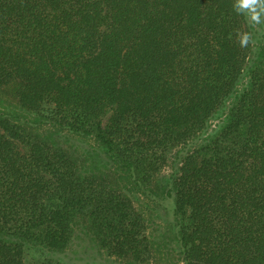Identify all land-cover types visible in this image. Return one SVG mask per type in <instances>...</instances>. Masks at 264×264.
I'll return each mask as SVG.
<instances>
[{
	"label": "trees",
	"instance_id": "1",
	"mask_svg": "<svg viewBox=\"0 0 264 264\" xmlns=\"http://www.w3.org/2000/svg\"><path fill=\"white\" fill-rule=\"evenodd\" d=\"M232 3L0 0V96L95 138L136 186L194 142L248 74L226 124L173 176L182 264H264V32L241 48ZM79 219L108 256L152 257L122 187L0 116V264H33L26 246L65 251Z\"/></svg>",
	"mask_w": 264,
	"mask_h": 264
},
{
	"label": "rangeland",
	"instance_id": "2",
	"mask_svg": "<svg viewBox=\"0 0 264 264\" xmlns=\"http://www.w3.org/2000/svg\"><path fill=\"white\" fill-rule=\"evenodd\" d=\"M245 31L252 33L251 44L255 49L260 44L264 25L251 29L245 23ZM248 83V74H245L236 93L225 103L208 128L188 147L172 151L163 171L151 183L141 186H136L126 173L112 163L103 146L93 137L79 136L53 126L44 117L21 108L14 100L1 96L0 116L28 128L53 146L66 150L76 160L83 173L106 174L114 184L122 187L136 209L144 215L148 236L153 244V255L143 264H182L174 201L169 197L173 176L178 172L181 159L191 148L212 139L226 124L229 111ZM25 259L33 264L45 261L53 264H134L110 257L100 249L85 219L75 221L72 240L65 251L56 252L26 246Z\"/></svg>",
	"mask_w": 264,
	"mask_h": 264
},
{
	"label": "clouds",
	"instance_id": "3",
	"mask_svg": "<svg viewBox=\"0 0 264 264\" xmlns=\"http://www.w3.org/2000/svg\"><path fill=\"white\" fill-rule=\"evenodd\" d=\"M233 11L244 18L251 29L264 25V0H233ZM237 42L241 48H247L253 40L249 31L236 30ZM231 39V34L229 36Z\"/></svg>",
	"mask_w": 264,
	"mask_h": 264
}]
</instances>
